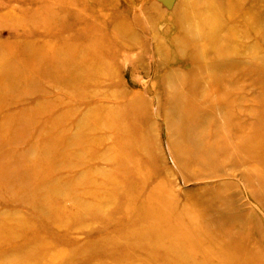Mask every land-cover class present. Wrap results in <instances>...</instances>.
Instances as JSON below:
<instances>
[{
	"label": "rangeland",
	"instance_id": "rangeland-1",
	"mask_svg": "<svg viewBox=\"0 0 264 264\" xmlns=\"http://www.w3.org/2000/svg\"><path fill=\"white\" fill-rule=\"evenodd\" d=\"M0 264H264V0H0Z\"/></svg>",
	"mask_w": 264,
	"mask_h": 264
},
{
	"label": "bare ground",
	"instance_id": "bare-ground-1",
	"mask_svg": "<svg viewBox=\"0 0 264 264\" xmlns=\"http://www.w3.org/2000/svg\"><path fill=\"white\" fill-rule=\"evenodd\" d=\"M177 9H179V4H177L176 5V10ZM184 15V14H183ZM186 15H187V12H186ZM185 15V16H186ZM39 49H31L29 52H28V56L29 57H27L28 58V60H31V61H33V62H36L37 61V59H38V57H36L38 54H39ZM19 63L20 64H23V61L22 60H20L19 61ZM25 63V62H24Z\"/></svg>",
	"mask_w": 264,
	"mask_h": 264
}]
</instances>
